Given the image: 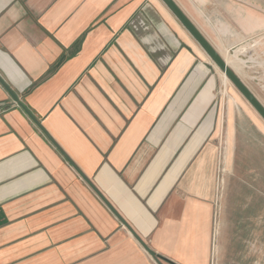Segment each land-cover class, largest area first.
I'll use <instances>...</instances> for the list:
<instances>
[{
	"label": "crops",
	"instance_id": "0c3cea01",
	"mask_svg": "<svg viewBox=\"0 0 264 264\" xmlns=\"http://www.w3.org/2000/svg\"><path fill=\"white\" fill-rule=\"evenodd\" d=\"M215 5L183 10L219 53L264 29L260 3ZM177 20L162 0H0V264H211L223 157L222 222L264 221L263 123L215 105Z\"/></svg>",
	"mask_w": 264,
	"mask_h": 264
},
{
	"label": "rangeland",
	"instance_id": "374dc122",
	"mask_svg": "<svg viewBox=\"0 0 264 264\" xmlns=\"http://www.w3.org/2000/svg\"><path fill=\"white\" fill-rule=\"evenodd\" d=\"M208 1V6L205 5V2L201 3V0H177V3L179 2L178 4L181 5L182 9L185 8V4L188 6L186 7V9H193L194 13H188V15L198 24L200 16H203L205 20L216 19V0ZM253 1L264 6V0ZM201 10L204 11V14L201 12ZM178 22L180 23V21ZM242 31V29L232 30V32H235L237 34L242 33ZM204 32L208 34L211 33L215 37L224 34V31L222 29L213 28L208 29ZM237 34L234 35V37H227L225 39L227 40V42H230L233 47L229 48L227 52H223L220 54H222L223 57H231L237 61V63L240 65V68L238 66L239 69L236 73L240 76V78H242L245 83H247V85H249L251 90L256 94V96L264 105V29H256L250 35L246 36L245 38H241V40L237 38ZM193 41L200 47L196 40L193 39ZM200 49L204 57H206L208 61L207 65L204 64L208 75V77L206 78V82H208L209 85L211 81L213 82V102L215 103V105H223L222 103H224V112L227 111V104L233 101H237L238 103H242L243 105H248V107H250L248 102L233 86V84L228 79L226 80L222 76L221 70L212 61L205 50H203L202 47H200ZM255 115L257 119H260L264 126V120L260 116H258V113L255 112ZM258 129L260 130L259 132L252 131L251 133L261 134V128L258 127ZM229 132V129L227 128V126H225L224 137L226 133ZM237 133L240 134L239 130ZM224 142L226 146V140H224ZM256 171L257 173H263L262 178L259 179L258 182L262 186V189H264V169H256ZM230 176H232V174L226 167L225 158H220L217 192L214 200L211 264H218V247L221 235L223 234L225 255L226 259L228 260L227 263L264 264V221L257 220L251 225V223L247 224L245 221H232L231 216L229 218V221L222 222V202H224V200L227 198L226 196L228 193ZM231 207L234 211H238V209L242 210L244 208L237 205H232ZM262 215L263 212L258 211L257 209L255 217L259 218ZM239 216L240 215L236 213V217Z\"/></svg>",
	"mask_w": 264,
	"mask_h": 264
},
{
	"label": "water",
	"instance_id": "95a60500",
	"mask_svg": "<svg viewBox=\"0 0 264 264\" xmlns=\"http://www.w3.org/2000/svg\"><path fill=\"white\" fill-rule=\"evenodd\" d=\"M169 10L175 15L190 35L197 41L212 61L218 66L226 78L241 93L245 100L264 120V105L254 92L243 82L233 68L229 66L222 54L217 51L214 45L207 39L203 32L197 27L193 20L185 13L176 0H162Z\"/></svg>",
	"mask_w": 264,
	"mask_h": 264
},
{
	"label": "bare ground",
	"instance_id": "6f19581e",
	"mask_svg": "<svg viewBox=\"0 0 264 264\" xmlns=\"http://www.w3.org/2000/svg\"><path fill=\"white\" fill-rule=\"evenodd\" d=\"M224 59L227 61V63L229 64V66H230L231 68H234L236 71H238V69L240 68V65L237 63V61H236L234 58H231V57H224ZM238 66H239V68H238ZM217 69H218V68H217ZM236 71H235V72H236ZM221 74H222V76L227 80L225 74L222 73V72H221Z\"/></svg>",
	"mask_w": 264,
	"mask_h": 264
}]
</instances>
